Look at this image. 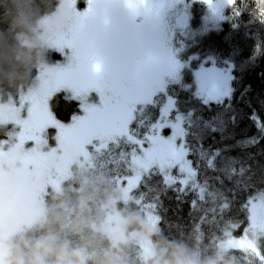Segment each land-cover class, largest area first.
I'll use <instances>...</instances> for the list:
<instances>
[{
  "label": "snow or ice",
  "instance_id": "6c2138e0",
  "mask_svg": "<svg viewBox=\"0 0 264 264\" xmlns=\"http://www.w3.org/2000/svg\"><path fill=\"white\" fill-rule=\"evenodd\" d=\"M196 2L206 6V19L213 22L226 19V10L236 15L241 11L238 0ZM252 2L256 14L264 19V0L260 8H256V0ZM183 4L185 0H87V10L78 11L75 0H70L68 7L74 21L55 46L72 49L74 75L63 81L64 90L82 101L84 115L70 127L53 120L46 105L49 97L60 90L61 81L57 80L55 87L45 86L39 97L45 115L29 130V135L38 137L47 126L55 124L65 146L86 158L85 146L93 145L101 166H112L111 171L124 182L126 193H132L143 178L149 193H154L149 197L151 203L144 202L146 194L133 196L146 204L149 212H154L160 204V193L166 190L148 185L154 175H163L168 187L179 184L174 189L179 193L185 188L203 193L207 191V181L202 184L196 179L197 174H204L202 165L207 170L239 177L251 168L239 158L222 155L231 146L213 149L203 145L208 134L223 133L229 124L238 123L232 97L237 91L234 84H239L240 78L234 75L230 59L221 64L216 57L205 56L197 58L201 63L195 84L183 82L184 72L194 58L186 51L201 34L189 28L187 7H177ZM217 64L225 71H218ZM65 72L57 70V76ZM190 88L194 89L192 98L203 109L211 111L216 106L218 111L205 118L201 109L187 106L190 100H182L180 94ZM249 90L250 86L240 90L241 101ZM90 91L99 93L101 100L88 101ZM249 119L256 124L257 134L237 141L242 148L254 147L264 140V122H260L255 109ZM236 183L244 189L252 187L242 180ZM222 195L208 192L213 200ZM244 207L251 209L253 228L264 229V191L253 192ZM251 231L246 229L240 238L229 235L226 247L243 249L250 259L264 264V245L249 238Z\"/></svg>",
  "mask_w": 264,
  "mask_h": 264
},
{
  "label": "trees",
  "instance_id": "16d2710c",
  "mask_svg": "<svg viewBox=\"0 0 264 264\" xmlns=\"http://www.w3.org/2000/svg\"><path fill=\"white\" fill-rule=\"evenodd\" d=\"M57 2L0 0V101L16 99L21 91L29 87L41 63L52 65L63 61L62 54L39 46L32 37L37 20L52 12ZM238 4L241 7L238 15L233 14L231 9L226 10L227 18L219 28L206 31L203 29L204 4L192 5L188 25L193 32L201 34L194 38L196 42L186 51V55L194 58L184 72L183 82L193 85V71L201 63L197 58L214 56L221 64L231 60L233 73L240 78L239 84H234L237 91L232 97V108L238 111V123L235 126L229 124L223 133L208 134L209 138L204 139L203 145L205 148L211 145L213 149L231 146L222 155L239 158L251 166L250 171L244 177L227 176L223 172L204 169L202 165L204 174H197L196 179L202 184L207 181V191L203 193L187 188L183 193L174 191L180 186H166L162 175H154L148 181L151 188L166 189L160 193V204L154 209L158 216L157 230L151 236L155 249L162 242L179 246L187 250L198 264H260L239 249L231 248L224 252L219 249V243L228 237L227 227L232 230L230 236L234 238L243 232L247 224V207L244 205L250 195L257 190L264 191V140L254 147L237 146V141L257 134L256 124L249 119L253 109L260 117V122H264V19L256 14L252 0H238ZM260 7L261 0H256V8ZM21 36L30 40L29 45L21 43ZM216 66L222 67L220 64ZM246 86H250V90L241 101L240 90ZM193 91L190 88L180 94L182 100H190L187 106L201 109L205 118L218 111L216 106L211 111L203 109L192 98ZM49 107L53 116L63 122L79 112V103L64 92H56L50 99ZM9 127V124L0 125V138L5 137ZM51 134L52 129L48 135ZM249 153L253 154L251 158ZM189 158L195 160V156ZM101 163L95 154L90 165L73 170L59 193L48 192L44 196V214L50 219L63 210L64 231L60 235L73 247L85 242L97 251L109 247L107 236L95 230V225L104 219V206L110 199L117 200L124 221H128L125 225L127 231L142 228L144 209L146 204L151 203L149 197L154 193H149L143 178L141 184L132 191L133 202L124 204L118 200V179L111 171V165L101 166ZM237 180L252 187L244 189L242 185H237ZM213 191L223 195L213 200L208 196V192ZM138 193L146 194V204L133 196ZM81 215L86 217L91 226L76 231L74 229ZM52 229L56 231V225L53 224ZM41 234L32 233V236L36 238ZM260 244L264 245V238ZM115 251L123 258L124 264H151L150 259L141 257L139 246L134 240H126Z\"/></svg>",
  "mask_w": 264,
  "mask_h": 264
},
{
  "label": "rangeland",
  "instance_id": "374dc122",
  "mask_svg": "<svg viewBox=\"0 0 264 264\" xmlns=\"http://www.w3.org/2000/svg\"><path fill=\"white\" fill-rule=\"evenodd\" d=\"M57 1V6L52 12L37 20L32 37L39 46L62 54L63 61L52 65L41 63L37 69L35 80L29 87L21 91L16 99L0 101V125H10L5 137L0 138V221L10 217L11 228L15 231L24 229L30 223L38 220L41 215H44L43 199L45 194L48 192L59 193L73 170L90 165L95 155L91 144L86 145L84 149L87 158L83 154L66 147L61 139L60 129L55 124L47 126L43 132L39 133L38 137L29 135V130L33 124L39 123L45 115L39 100V97L44 93L45 86L51 89L56 86V81L60 80V90L56 92H64L73 98L71 92L64 90L63 84L64 80L71 79L74 75L72 49H58L55 45L73 24L74 17L68 7L70 0ZM86 3L87 0H75L76 9L86 11ZM196 3L199 2L185 0V4L177 7L184 8L186 6L190 16L192 5ZM207 16L208 12L204 5V30L217 29L224 20L213 22L206 19ZM20 41L24 45H29L30 42L25 36H21ZM215 67L220 72L225 71L223 67L216 65ZM199 68L200 66L193 71V85L195 84V73L199 71ZM60 69L66 70L64 76H57V70ZM56 92L47 101V112L51 114L57 124L70 127L75 123L76 118L84 115L82 101L75 99L79 103V112L73 115L70 120L59 121L53 116L49 107L50 99ZM87 100L100 101L101 97L99 93L90 91ZM33 117H35V121ZM51 129L52 134L49 136L48 133ZM171 171L173 175L176 174L175 169ZM124 187V182L118 180V200L124 204H129L133 202L132 193H126ZM104 209V219L95 225V230L105 235V233L121 227L124 218L116 199H110L106 202ZM157 226L158 216L155 210L149 212L145 207L142 228L127 231L124 225V242L126 240L137 242L141 257L144 260H149L148 253L155 250L151 236L157 230ZM246 229L252 230L249 238L258 240L260 243L264 237V229L253 228L250 208H247V224L237 238L242 237ZM227 231V236L232 234V230L228 227ZM227 239L228 237L219 243V249L222 252L233 248L226 247ZM235 249L249 255L243 249Z\"/></svg>",
  "mask_w": 264,
  "mask_h": 264
},
{
  "label": "clouds",
  "instance_id": "9594fccd",
  "mask_svg": "<svg viewBox=\"0 0 264 264\" xmlns=\"http://www.w3.org/2000/svg\"><path fill=\"white\" fill-rule=\"evenodd\" d=\"M82 210L84 205H81ZM105 233L109 247L97 251L85 242L73 247L60 233L64 231V212L61 210L51 219L47 214L27 225L20 231L11 228V218L0 221V264H124L123 258L116 253L124 243V225ZM56 225L57 230L52 229ZM86 217L81 215L75 229L90 227ZM32 233H42L33 238ZM151 264H198V261L185 249L161 243L148 253Z\"/></svg>",
  "mask_w": 264,
  "mask_h": 264
}]
</instances>
